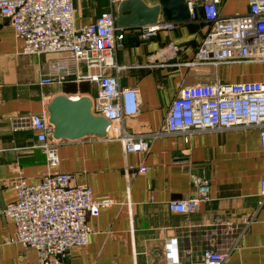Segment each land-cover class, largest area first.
Returning <instances> with one entry per match:
<instances>
[{
    "label": "crops",
    "instance_id": "1",
    "mask_svg": "<svg viewBox=\"0 0 264 264\" xmlns=\"http://www.w3.org/2000/svg\"><path fill=\"white\" fill-rule=\"evenodd\" d=\"M123 0H75L76 26L93 23L107 11L117 14ZM156 5L159 0H144ZM248 0H226L223 14L248 11ZM174 30H161L146 41L138 28H122L126 40L115 61L125 68H106L117 74L120 86L138 91L139 112L126 116L124 126L135 134L159 132L173 99L186 86L214 82H264V64L230 63L189 66L204 37L202 20L177 22ZM67 53L25 54L23 40L0 16V212L17 199L14 182L24 178L38 184L48 166L31 127L14 129L18 118L39 114L60 94L97 97L99 86L90 80L41 84L53 60ZM82 73L98 68L80 64ZM55 139V138H54ZM59 172L72 176V184H87L94 198L112 199L96 217L86 248H72L63 264H172V245L182 264H199L203 250L217 242L215 224L239 225L252 219L240 246L226 264H264V146L257 128L205 131L192 135L169 134L152 138L149 151L127 153L119 140L89 136L58 140ZM144 165V174L130 175L128 166ZM206 176L210 199L193 214L173 212L172 200L194 193L191 174ZM16 226L0 213V264H36L34 248L15 241Z\"/></svg>",
    "mask_w": 264,
    "mask_h": 264
},
{
    "label": "built area",
    "instance_id": "2",
    "mask_svg": "<svg viewBox=\"0 0 264 264\" xmlns=\"http://www.w3.org/2000/svg\"><path fill=\"white\" fill-rule=\"evenodd\" d=\"M75 0H0V16L13 26L23 40L25 54L67 53V59L53 60L49 74L41 84L71 80V66L77 67L76 81L90 80L99 86L93 112L104 115L110 124L104 136L119 140L125 152L149 151L158 135H192L205 131L233 128L260 130L264 146V82H214L183 87L173 99L159 132L135 134L124 126V118L139 112L140 98L135 88L120 86L117 74H105L106 68L119 71L114 55L126 40L117 27L113 11L103 12L97 20L76 26ZM114 2V0H112ZM226 0H185L191 20L206 24L204 37L189 66H221L230 63L264 64V0H248L246 12L223 14ZM177 22L163 21L142 26L140 39L146 41L161 30H174ZM80 64L98 68L99 73L79 71ZM1 87V84H0ZM14 129L31 127L37 132V146L46 156L47 172L38 184L24 178L14 182L17 199L0 212L15 223V241L38 252L36 264H63L72 248H86L93 228L89 217L114 204L112 199L94 198L87 184H72V176L59 172L58 140L54 127L45 115L34 114L13 121ZM147 167L128 166L130 175L144 174ZM193 195L172 200L173 212L193 214L210 199L211 183L206 176L191 174ZM264 203V180L261 183ZM252 219L239 225L215 224L217 242L203 250L199 264H226L240 246ZM172 264H182L172 245L167 248ZM72 264H76L75 262Z\"/></svg>",
    "mask_w": 264,
    "mask_h": 264
},
{
    "label": "water",
    "instance_id": "3",
    "mask_svg": "<svg viewBox=\"0 0 264 264\" xmlns=\"http://www.w3.org/2000/svg\"><path fill=\"white\" fill-rule=\"evenodd\" d=\"M191 19L185 0H159L149 5L144 0L119 3L115 22L119 28H138L158 22H183ZM94 99L88 95L55 96L47 106L48 120L54 127L56 140H78L89 136L104 137L110 121L93 112Z\"/></svg>",
    "mask_w": 264,
    "mask_h": 264
}]
</instances>
